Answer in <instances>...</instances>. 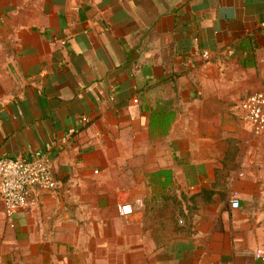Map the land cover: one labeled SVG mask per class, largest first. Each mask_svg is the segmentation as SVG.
<instances>
[{
  "label": "crops",
  "instance_id": "crops-1",
  "mask_svg": "<svg viewBox=\"0 0 264 264\" xmlns=\"http://www.w3.org/2000/svg\"><path fill=\"white\" fill-rule=\"evenodd\" d=\"M263 86L264 0H0V157L58 183L11 217L0 197V264H264V156L226 167L218 137ZM155 186L198 200L162 242Z\"/></svg>",
  "mask_w": 264,
  "mask_h": 264
},
{
  "label": "built area",
  "instance_id": "built-area-1",
  "mask_svg": "<svg viewBox=\"0 0 264 264\" xmlns=\"http://www.w3.org/2000/svg\"><path fill=\"white\" fill-rule=\"evenodd\" d=\"M234 53V49H229V55ZM204 55L207 57L208 52ZM240 106L252 133L264 138V86L246 95ZM57 185L52 162L46 157H0V197L5 213L10 217L22 209L38 206L41 194L56 189ZM230 206L238 209L241 202L233 199ZM119 212L129 214L132 207L129 204L121 205ZM257 257L264 260L262 249L257 250Z\"/></svg>",
  "mask_w": 264,
  "mask_h": 264
},
{
  "label": "rangeland",
  "instance_id": "rangeland-1",
  "mask_svg": "<svg viewBox=\"0 0 264 264\" xmlns=\"http://www.w3.org/2000/svg\"><path fill=\"white\" fill-rule=\"evenodd\" d=\"M246 94H249V92L241 94L232 104L231 108L222 111L225 128H221V133L218 135V137L221 139L220 142L222 147L223 143L226 141L228 151L224 158V166L230 168H234L238 165L236 163V159L238 157L240 158L239 160H241L246 156H264V138L257 137L254 133H252L241 111L240 101ZM230 120H233V123H231ZM215 145L216 147L219 146L218 143H215ZM161 194L165 197V202L163 201V203L160 199ZM176 195L177 190L174 187H171L166 193L165 191L163 192L159 187L155 186L154 195L152 197L153 199L148 202V208L144 210V214L146 213L147 215V218H145L146 224L151 226V228L158 230V232L155 233V237L161 242L164 240V238L173 234L177 227L185 226L188 217L193 215L195 211H197L196 209H198L197 199L191 198L188 196L189 194H184V192H182L181 201ZM178 201L181 203L180 207L177 206L179 204ZM182 207L185 209L184 213L181 212ZM156 214L160 215L158 216L159 218L155 216ZM74 220H77L80 226L82 225L83 220L79 219L78 216H75ZM91 224L93 225V223ZM165 224L167 225L163 227ZM95 225H98V221L95 223ZM101 225L104 227L103 223H101ZM168 232L170 233L169 235ZM83 256L85 255H83L82 252L76 253L71 264H83ZM109 256L110 255H108V257ZM93 257H95V255H92V264L93 261H95ZM96 257H98V255H96ZM120 261L123 264H130L129 252L126 255L124 254Z\"/></svg>",
  "mask_w": 264,
  "mask_h": 264
},
{
  "label": "trees",
  "instance_id": "trees-1",
  "mask_svg": "<svg viewBox=\"0 0 264 264\" xmlns=\"http://www.w3.org/2000/svg\"><path fill=\"white\" fill-rule=\"evenodd\" d=\"M161 174H163V175L166 176V181H165V184L166 185L172 182L171 172H168V171L158 172V175H161ZM207 192H210V191L209 190H205V189L203 190V193L202 194H203L204 198H207L208 197V195L206 194ZM181 212L182 213L185 212L183 208H181Z\"/></svg>",
  "mask_w": 264,
  "mask_h": 264
}]
</instances>
